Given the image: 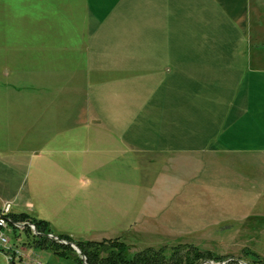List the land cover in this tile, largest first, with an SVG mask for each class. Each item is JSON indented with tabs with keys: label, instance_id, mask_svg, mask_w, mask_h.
Segmentation results:
<instances>
[{
	"label": "rangeland",
	"instance_id": "obj_1",
	"mask_svg": "<svg viewBox=\"0 0 264 264\" xmlns=\"http://www.w3.org/2000/svg\"><path fill=\"white\" fill-rule=\"evenodd\" d=\"M17 1L4 0V4L0 3L1 11L4 10L6 14L7 10L17 9ZM251 1L252 6H255L254 1L258 5L257 0ZM228 2L227 0H213V5L209 6H212L213 10L217 8V12L214 10L213 14L218 17L220 24L229 28L226 29L230 31L229 35H219L225 29L218 27L219 36H172L170 45L214 43L233 46L230 59L226 62L219 60L218 64L220 76L227 75L234 79L228 83L213 85L211 90L206 85H202L204 94L200 92L201 87L195 84H189L188 90L183 96L179 94V90L177 91L171 86V103L178 104L181 100H188L191 104L195 102L199 108H209L211 93H213V103L216 104L214 92L218 91L217 107L220 112H226L232 101H234V108L235 103L237 105L240 92L246 89L244 83L247 79L264 77V72L259 71L264 70V67L258 69L257 64L253 62L255 57L264 54V38L258 41L256 36L254 25L257 22L254 20L256 16L250 12L248 18L247 5ZM177 4L171 3L172 12H176L179 5ZM258 6L264 7V3ZM255 8L251 7L250 10L255 12L258 10ZM5 14L3 12L0 14L1 30L5 29ZM11 21L13 22L9 24L11 37L9 35L8 39L10 45L15 44V51H18V37L13 32L18 30V20L11 19ZM66 27L69 26L64 28ZM172 27H176V24ZM20 49L25 53L14 52L11 54L0 49V204L4 200H11L13 201V205L10 206L11 212L19 213L22 210L21 212L36 219L46 220L54 236L67 234L74 242H89V245L85 244L84 246L87 251L94 254V257L92 256L93 264L105 263L104 257L115 255L116 245L120 242L126 246L123 252L125 258H134L129 264H142V261L150 264H184L187 257L194 252L203 253L202 256H207L206 253H208L212 257L222 256L227 257V260H238L237 264H251V259L257 257L264 263V214H258L264 210V189L258 190L257 188L259 182L256 179L257 171L253 169L257 168L255 164H251L253 168H250V172L247 174L248 181L246 182H249V188L244 189L241 196L238 191L228 198L225 189L219 186L225 184L226 181L220 178L222 174L219 171L212 169H208L204 173L202 184L191 179L187 180L185 185H179V182L172 177L169 187H161L157 185L159 180L154 179L156 171H150L154 170L155 165L153 168V165L144 162L146 160L142 161L141 156L137 157L131 152L116 158L109 153L110 147L101 145L102 157L106 159V163H94V158L100 159L98 146L94 145L92 141L88 147L82 144V137H79L81 133L75 129L73 137H76L75 142H79V145L76 144L75 150H91L90 165L87 164L82 169V162L80 166L76 164L74 173L71 172L68 175V182L61 180L64 176L63 171L57 170V168L50 169L48 166L50 158H53L52 149L46 148L48 154H43L42 150L38 148L43 143L64 138L62 135L53 136L51 128V119L53 118L51 113L54 110L51 104L55 101L42 100L43 109H41V100L37 97H41V94L51 93L55 91V87L65 84L34 83L33 80L40 77L32 76L35 70L32 69V66L33 63L34 66L36 63L34 54L30 52L33 49L28 47L25 50L21 41ZM250 55H252L251 59ZM39 63L40 61L37 65ZM44 70L50 69L45 68ZM204 70L206 73L207 69ZM64 71L68 70L64 68ZM45 77H48L47 80H49L52 76L43 74V78ZM243 79L245 80L241 85ZM73 85L75 88L73 92L75 123L78 124L82 117L80 115L81 85L77 83V79ZM261 85L264 86V81ZM52 86L54 88H51ZM153 92L151 91L150 95H153ZM161 93L162 91L157 92L155 97L148 98L147 92H144L143 94L147 97L143 102L145 105L140 106L137 110L136 103L138 101L134 100L133 108L135 106L136 111H133L131 115L129 113L128 116H124L125 109L122 111L113 110L117 104L120 106V103L114 104L115 101L108 98L107 102L114 105L111 107L107 104V113L109 107L111 114L105 115V122L111 127H116L121 119L120 125L124 124L122 132L116 134L124 140L129 139L146 145V142L152 140L151 133H148L149 129H147L149 127L148 118L156 111L152 105L158 101H169L167 97L157 96ZM262 95L261 100L264 102V94ZM117 97L116 95L115 100ZM257 99L258 97L255 96L252 102L255 104ZM122 104L125 107L131 106V104ZM236 107L238 108L239 105ZM177 109L178 105L171 104V112H176ZM56 111L55 107L53 112ZM112 115H116V117H112ZM60 118L66 117L60 115ZM160 118L154 115L155 120L158 121ZM165 118L168 121L169 115H166ZM170 119L171 127H178L176 124L177 114H172ZM177 130L175 128L171 130V146L176 142L174 138ZM156 139L161 138L156 135ZM45 160L48 161V164L44 168ZM40 166H43L44 169L39 170ZM197 166L190 164L188 168H192L194 172ZM80 168L81 170H79ZM160 168L162 167L160 166ZM80 172H85L82 174L83 177L78 176ZM86 172L89 175H86ZM193 172L190 174L193 175ZM36 174H39L40 179H35ZM200 174L202 175L199 173L198 176H201ZM160 179L162 180V176ZM87 180L88 185H84ZM154 185L157 187H153ZM83 188H87L85 192L91 195L90 199L86 197L87 201L84 203H70L64 206L61 204L62 199L68 197V193L72 189L82 190ZM161 188H164L166 192H172L168 199L163 197H167V194L157 195V191L164 190ZM256 190L263 196L259 198L255 196ZM178 191L180 193L175 195L174 193ZM99 198L100 203H98ZM77 199L75 197V200ZM163 201L165 202L163 203ZM243 207L255 211L246 213L243 211ZM244 214H246L245 217H243ZM4 233L8 238V250L0 247L4 250L3 253L0 252V264H82L80 257L83 255L80 251L77 253L70 246L72 242L69 243L63 239H60L62 241L60 242L52 238L60 244L69 245L73 252L68 248L57 247L50 243H44L46 246L43 247L25 245L26 249L17 246L12 250L15 234L20 239L29 236H26L22 228H18L14 232L10 228H6ZM32 233L36 234V231ZM54 251H63L64 254L61 255ZM204 260L213 263L222 262L204 258L198 260L196 264H200Z\"/></svg>",
	"mask_w": 264,
	"mask_h": 264
},
{
	"label": "crops",
	"instance_id": "obj_2",
	"mask_svg": "<svg viewBox=\"0 0 264 264\" xmlns=\"http://www.w3.org/2000/svg\"><path fill=\"white\" fill-rule=\"evenodd\" d=\"M3 1L0 0V3ZM17 2V9L7 10L6 14L0 9V14L3 12L6 15L5 29H0V49L11 54L25 53L20 49L21 41L25 50L28 47L33 49L30 52L34 54L36 63L32 66V69H35L32 76L40 77L33 80L34 83L65 84L55 88L52 86L55 91L37 97L41 100V109H43L42 100L55 101L51 104L54 110L55 107L57 108L55 113L54 110L51 113L53 114L51 128L53 136L64 137L39 145L38 148L43 154H48L46 148L52 149L51 154L54 158H50L49 164L45 160L44 168L48 164L50 169L57 168L63 171L65 179L59 177L67 183L68 175L74 173L76 164L80 166L82 162V169L85 165H90L91 150H75L76 144L79 145V142H75L76 137H73L76 129L81 133L79 137H82V144L88 147L92 141L98 146L100 159L94 158V163L106 161L102 157L101 145L110 147L109 153L116 158L131 152L137 157L141 156L142 161L146 160L144 162L153 165V168L155 165L154 170L150 171H156L154 179L159 180L157 185L161 187H169L172 177L179 182V185L186 184V181L191 179L201 183L204 173L212 169L219 171L222 174L220 178L226 181L219 186L225 189L228 198L238 191L241 196L244 189L249 188V182H246L247 174L250 168H253L251 164H255L257 168L253 169L257 171L256 179L259 182L257 188L264 189V102L261 100L264 94V86L261 85L264 80L261 79L264 77L247 79L244 83L246 89L240 92L237 100L239 107L237 108L235 103L234 108L232 101L226 112H220L217 107L218 91L214 92L216 104L213 103V93H211L209 108L205 107V109L199 108L195 102L191 104L188 100H181L178 104L170 101L171 86L179 90V94L183 96L189 84L199 87L206 85L211 90L213 85L228 83L234 79L227 75L220 76L218 64L219 60L226 62L230 59L233 46L214 43L170 45L172 36L214 37L230 34V31L226 30L229 28L220 24L218 17L213 14L214 10L217 12V8L213 10V7L209 6L213 5V0H18ZM227 2L247 5L248 18L250 12L256 16V19L253 18L257 21L254 25L258 41L264 38V7L258 6L264 3V0H257L258 5L254 1L256 8L252 6L251 0H227ZM171 3L179 4L176 12H172ZM251 7L258 10L252 12ZM11 19L18 20V30L13 31L18 37V51H15V44L10 45L8 39L9 24L13 23ZM174 24L176 27H172ZM65 26L69 27L64 28ZM218 27L225 29L219 35ZM249 57L251 59L252 55ZM250 59L248 58L249 61ZM253 62L257 64L258 69L264 67V54L255 57ZM45 68L50 70H44ZM64 68L68 71H64ZM204 69H207L206 73ZM259 71L264 72V70ZM20 73L22 74L21 70ZM43 74L52 77L47 80L48 77L43 78ZM76 79L81 85L82 94L80 105L82 117L78 124L75 123L73 94L75 89L73 84ZM151 91H154L153 95H150ZM161 91L162 93L157 96L167 97L169 101H158L152 105L156 111L148 118L147 128L152 140L146 142V145L129 139L124 140L116 134L122 132L124 124L120 125L121 119L116 127H111L105 122V115L111 114L109 107L107 113V104L112 107L120 103V106L117 104L118 106L116 105L113 110L125 109L124 116H128L129 113L131 115L136 111L135 106L133 108L134 100L138 101L137 110L145 105L143 102L147 97L144 92H147L149 98L155 97V93ZM116 95L118 97L115 100ZM255 96L258 99L254 104L252 99ZM108 98L115 103L109 104ZM122 103L131 106L125 107ZM171 104L178 105L176 112H171ZM172 114L178 116L176 123L178 127H171ZM60 115H65L66 118H60ZM154 115L161 118L157 121ZM166 115H169L168 121ZM174 128L178 130L174 131L176 142L171 146V130ZM72 133L73 135L70 136ZM156 135L161 139H156ZM167 139L170 140L166 141ZM118 160L120 161V158ZM190 164L198 165L194 172L192 168H188ZM43 166H40L39 170L44 169ZM192 172L193 175L190 174ZM84 173L80 172L78 176L83 177ZM199 173L202 175L198 176ZM86 175L89 173L86 172ZM35 179H40L39 174H36ZM84 185H88V180ZM86 189H72L68 197L62 199L61 204L64 206L70 203H84L87 201L86 197L91 198L89 193L86 194ZM258 190L255 196L259 198L263 194L257 192ZM159 191L157 195H168L163 196L164 199H168L172 194L165 189ZM179 193L180 191L174 194ZM75 197L78 199L75 200ZM8 201L13 205V201ZM243 211L247 213L253 210L243 207ZM258 214H264V210ZM48 226L50 227L49 223ZM17 246L27 248L20 238L15 240L11 249L14 250ZM3 251L0 248V252Z\"/></svg>",
	"mask_w": 264,
	"mask_h": 264
},
{
	"label": "trees",
	"instance_id": "obj_3",
	"mask_svg": "<svg viewBox=\"0 0 264 264\" xmlns=\"http://www.w3.org/2000/svg\"><path fill=\"white\" fill-rule=\"evenodd\" d=\"M8 216V228H10L11 230L16 231V229L18 230V228L13 226L14 222H24V221H28L30 223L33 224L34 229L36 231V234L32 233V231L30 230V228L27 225H23L22 230L25 231L26 236H29L28 238L26 237L25 239H20L22 241V243L26 246H32V247H37V245H40V247L42 246H46V244L44 243H50L54 246L57 247H65L68 248L71 252L72 249L69 245H63L60 244L58 242H56L55 240H53L51 237H48L47 234H51L53 235V233L50 231L48 225H47V221L45 220H41V219H36L32 216H30L29 214L25 213V212H19V213H14V212H9L7 214ZM17 234H15V240L19 239V236H16ZM54 236V235H53ZM57 239H63L70 242H74L71 240L70 236L67 234H59L56 236ZM74 244L78 247L81 255H83L85 257V262L86 264H93V258L94 254L90 253L89 251H87L85 249V244H90L89 242H83V241H76L74 242ZM125 245L124 243H117L116 245V254L113 256H106L103 258V261H105V263L102 264H129L130 262L133 261V259H126L124 256V250H125ZM55 252V251H54ZM55 253H59V254H64L63 251H56ZM203 253L200 252H194L191 256H188L186 259V262H184V264H196V262L200 259H213L215 261H222L223 264H237L238 260H233V259H229L227 260V257H222V256H209L208 253H206L207 256H202ZM204 255V254H203ZM92 258V259H91ZM221 258V259H220ZM95 259V258H94ZM80 262V259H78ZM252 263L251 264H264L262 263L259 258L257 257L256 259H251ZM142 264H150V263H146V261H142Z\"/></svg>",
	"mask_w": 264,
	"mask_h": 264
},
{
	"label": "built area",
	"instance_id": "obj_4",
	"mask_svg": "<svg viewBox=\"0 0 264 264\" xmlns=\"http://www.w3.org/2000/svg\"><path fill=\"white\" fill-rule=\"evenodd\" d=\"M10 206L11 202L9 201H3L0 204V247L6 250H8V238L4 233V229L8 228L9 220L7 214L10 212ZM23 225H27L32 232L35 231L33 224L27 221L13 223V226L16 228H22Z\"/></svg>",
	"mask_w": 264,
	"mask_h": 264
},
{
	"label": "water",
	"instance_id": "obj_5",
	"mask_svg": "<svg viewBox=\"0 0 264 264\" xmlns=\"http://www.w3.org/2000/svg\"><path fill=\"white\" fill-rule=\"evenodd\" d=\"M47 236H49V237H52L53 239H55V240H59L60 242H62L60 239H57V237L56 236H53V235H51V234H47ZM70 246L77 252V253H79V249L73 244V243H70ZM81 258V263L82 264H85V261H84V257L83 256H81L80 257ZM223 262H221V263H213V262H211V261H209V260H204L202 263H200V264H222ZM243 264V263H242Z\"/></svg>",
	"mask_w": 264,
	"mask_h": 264
}]
</instances>
